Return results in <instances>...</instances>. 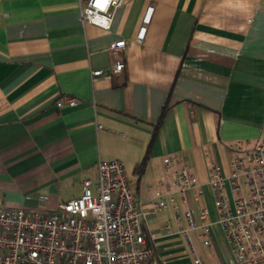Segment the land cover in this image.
<instances>
[{
	"label": "crops",
	"instance_id": "crops-1",
	"mask_svg": "<svg viewBox=\"0 0 264 264\" xmlns=\"http://www.w3.org/2000/svg\"><path fill=\"white\" fill-rule=\"evenodd\" d=\"M85 1L0 0L3 205L50 209L95 179L98 159L123 157L141 207L173 197L174 210L144 218L161 264H178L182 213L199 206L216 231L197 256L227 264L207 176L210 165L228 172L236 142L243 150L264 138V0H121L105 30L80 24ZM119 39L124 47L110 51ZM93 68L108 73L90 77ZM62 95L78 103L55 106ZM181 167L195 179L196 202L172 187Z\"/></svg>",
	"mask_w": 264,
	"mask_h": 264
},
{
	"label": "built area",
	"instance_id": "built-area-1",
	"mask_svg": "<svg viewBox=\"0 0 264 264\" xmlns=\"http://www.w3.org/2000/svg\"><path fill=\"white\" fill-rule=\"evenodd\" d=\"M120 2L86 0L78 7V20L105 30L111 9ZM123 47L122 39L108 44L110 51ZM122 66L114 61L110 70L117 72ZM107 73L108 68L89 71L90 77ZM77 103V98L68 95L54 101L57 107ZM234 148L225 175L217 165L208 169L214 223L229 254L227 264H264V138L249 149L241 150L239 142ZM163 162L170 161L165 158ZM171 184L182 202L187 192L193 201L198 200L200 191L187 168L177 169ZM40 199L45 201V196ZM147 204L141 207L134 199L120 160L98 159L95 179H84L78 196L50 209L6 207L0 199V264H161L144 218L164 208L174 210V200L155 195ZM182 216L187 228L197 231L201 246L209 248L213 233L207 209L187 207ZM168 225L169 221L163 228L168 230ZM181 231L194 252L187 229L178 228ZM191 263L204 264L194 253Z\"/></svg>",
	"mask_w": 264,
	"mask_h": 264
},
{
	"label": "rangeland",
	"instance_id": "rangeland-1",
	"mask_svg": "<svg viewBox=\"0 0 264 264\" xmlns=\"http://www.w3.org/2000/svg\"><path fill=\"white\" fill-rule=\"evenodd\" d=\"M123 159V165L125 167V169H127L130 165V162H128L127 159L121 157ZM176 213L178 216H181V210L177 208L176 210ZM181 225H182V229H187V233L190 237V240H191V244L193 245V248H194V252H191L189 247H188V244L185 240V237L183 235V232H178L177 233V237L175 238L177 240V253H176V263L178 264H192L191 263V257H192V254H196L198 255L199 257H202L204 255L205 252H207L208 250L205 249V247L201 246L198 242L197 239H195L194 237V234L190 231V229L187 228L186 224L181 221ZM211 230L213 232H215V225L212 226L211 225ZM219 241V240H218Z\"/></svg>",
	"mask_w": 264,
	"mask_h": 264
},
{
	"label": "trees",
	"instance_id": "trees-1",
	"mask_svg": "<svg viewBox=\"0 0 264 264\" xmlns=\"http://www.w3.org/2000/svg\"><path fill=\"white\" fill-rule=\"evenodd\" d=\"M142 164H143V159L142 161H140L138 164H137V168L140 169L142 167Z\"/></svg>",
	"mask_w": 264,
	"mask_h": 264
}]
</instances>
